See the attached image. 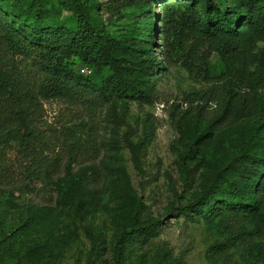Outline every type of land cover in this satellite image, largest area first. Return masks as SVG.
<instances>
[{"label": "rangeland", "instance_id": "obj_1", "mask_svg": "<svg viewBox=\"0 0 264 264\" xmlns=\"http://www.w3.org/2000/svg\"><path fill=\"white\" fill-rule=\"evenodd\" d=\"M52 1L60 18L74 27L73 1ZM97 1L104 26L114 35L128 33L137 8L129 0ZM155 8L154 52L165 67L151 77L149 103L120 97L103 101L95 94L73 101L40 96L34 117L40 132L36 147L54 171L43 183L29 180L25 185L31 153L14 140L0 139V241L8 243L0 251V264H264L238 239L264 253V200L254 219L238 212L227 228L215 213L201 211L208 195L217 199L218 193L208 191L223 178L252 194L253 186L244 183L252 165L244 135L264 120V111L257 108L247 82H230L228 65L218 54L210 58L209 80L181 61L167 62L161 3ZM258 49L264 50V42L256 44ZM25 61L8 48L0 24V69L21 74L37 90L43 73L35 59ZM74 68L84 66L75 60ZM249 68L254 71L256 65ZM234 89L231 117L210 126L218 107L214 101L205 104L202 97L215 92L226 99ZM260 91L264 97V88ZM186 111L195 136L206 131L214 135L209 163L197 170L188 160V173L182 171L177 151L184 147L178 120ZM69 172L77 179L85 176L72 195L66 193ZM218 246L223 249L214 253Z\"/></svg>", "mask_w": 264, "mask_h": 264}, {"label": "trees", "instance_id": "obj_2", "mask_svg": "<svg viewBox=\"0 0 264 264\" xmlns=\"http://www.w3.org/2000/svg\"><path fill=\"white\" fill-rule=\"evenodd\" d=\"M72 1L74 27L60 18L61 10L52 0H0V24L8 48L25 62L35 59L36 67L43 73V80L35 90L24 82L21 74L0 69V139L14 140L31 153L32 161L25 168L26 186L29 180L43 183L54 174L39 146L36 147L40 132L34 117L40 107V96L73 101L95 94L103 101L115 97L151 101V77L165 67L154 52L157 2L161 3L165 48L162 54L167 62L181 61L190 72L209 80L210 58L218 54L228 65L230 82L233 85L237 80L247 82L256 95L257 108L264 111L260 91L264 88V50H256V44L264 42V0H129L137 8L136 17L129 32L121 36L104 26L97 12V0H87L88 4ZM75 60L89 72L75 69ZM253 64L256 68L250 71ZM235 94V89L228 92L226 99H220L215 92L204 94L205 104L214 101L218 107L209 119L210 126L216 127L231 117L235 110L231 97ZM197 109L202 112L204 107L199 105ZM190 114L186 111L178 120L184 147L177 151L185 173L189 171L188 160L197 170L209 163L214 141V135L208 131L194 135ZM244 139L251 147L248 158L252 160L244 183L253 186L252 194L223 178L220 186L214 184V190L208 191L218 193L217 199L213 201L208 195L205 206H199L205 214L215 213L222 228L229 227L238 212L254 219L264 200V120H257ZM69 175L66 193L72 195L85 176L79 175L77 179L74 173ZM136 203L141 205V200L136 198ZM136 231L138 236H144L140 229ZM238 239L252 257L264 259L259 246ZM0 246V251L8 247L6 239L0 241ZM222 249L218 246L212 251Z\"/></svg>", "mask_w": 264, "mask_h": 264}, {"label": "built area", "instance_id": "obj_3", "mask_svg": "<svg viewBox=\"0 0 264 264\" xmlns=\"http://www.w3.org/2000/svg\"><path fill=\"white\" fill-rule=\"evenodd\" d=\"M82 71H83V72H89V70L86 69V68L82 69Z\"/></svg>", "mask_w": 264, "mask_h": 264}]
</instances>
